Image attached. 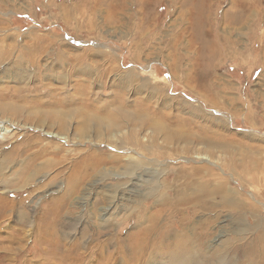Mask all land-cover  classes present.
<instances>
[{"label": "rangeland", "instance_id": "1", "mask_svg": "<svg viewBox=\"0 0 264 264\" xmlns=\"http://www.w3.org/2000/svg\"><path fill=\"white\" fill-rule=\"evenodd\" d=\"M0 121V264H264V0H0Z\"/></svg>", "mask_w": 264, "mask_h": 264}, {"label": "bare ground", "instance_id": "2", "mask_svg": "<svg viewBox=\"0 0 264 264\" xmlns=\"http://www.w3.org/2000/svg\"><path fill=\"white\" fill-rule=\"evenodd\" d=\"M33 101V100H32ZM12 106V105H11ZM34 109V108H33ZM21 112H23V118L28 120L29 124L30 123H43V122H47L50 121H56V123L58 124L59 128H63V122H62V115H63V112L60 111V110H57V111H53V113H48V112H44L40 109H37V111H32L31 108H28V107H10V106H7V108L3 109V113L7 114V113H10L11 115L10 116H17L18 117H22V114H20ZM9 116V117H10ZM1 122V121H0ZM28 122L25 123V125L28 124ZM28 124V125H29ZM37 125V124H36ZM4 130V127L2 125H0V131ZM61 130V129H60ZM46 134H52V133H47L45 132ZM55 135V134H54ZM61 139V137L59 138ZM23 146V145H22ZM29 146H31V144L28 143V147L27 149H29ZM20 148V151H24L23 150V147H21V145L17 148H15L16 151H18V149ZM26 149V150H27ZM42 151V150H41ZM27 152V151H26ZM25 154V153H24ZM30 155V154H29ZM35 155V154H33ZM181 256H184L183 254H181L179 257Z\"/></svg>", "mask_w": 264, "mask_h": 264}]
</instances>
